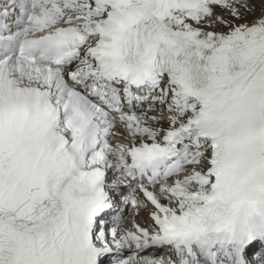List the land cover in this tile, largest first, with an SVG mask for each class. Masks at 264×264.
I'll return each mask as SVG.
<instances>
[{"label":"snow or ice","instance_id":"obj_1","mask_svg":"<svg viewBox=\"0 0 264 264\" xmlns=\"http://www.w3.org/2000/svg\"><path fill=\"white\" fill-rule=\"evenodd\" d=\"M0 264H264V0H0Z\"/></svg>","mask_w":264,"mask_h":264},{"label":"bare ground","instance_id":"obj_2","mask_svg":"<svg viewBox=\"0 0 264 264\" xmlns=\"http://www.w3.org/2000/svg\"><path fill=\"white\" fill-rule=\"evenodd\" d=\"M140 222L141 223H144L145 221H146V216H145V214L144 213H141V216H140Z\"/></svg>","mask_w":264,"mask_h":264}]
</instances>
